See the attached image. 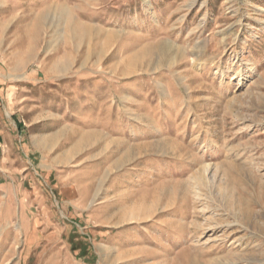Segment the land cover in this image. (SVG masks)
<instances>
[{"label":"rangeland","instance_id":"rangeland-1","mask_svg":"<svg viewBox=\"0 0 264 264\" xmlns=\"http://www.w3.org/2000/svg\"><path fill=\"white\" fill-rule=\"evenodd\" d=\"M0 264H264V0H0Z\"/></svg>","mask_w":264,"mask_h":264},{"label":"bare ground","instance_id":"bare-ground-1","mask_svg":"<svg viewBox=\"0 0 264 264\" xmlns=\"http://www.w3.org/2000/svg\"><path fill=\"white\" fill-rule=\"evenodd\" d=\"M64 15H65V13H64ZM74 24V23H73ZM76 24V23H75ZM80 26H81V24H80ZM80 28V27H79ZM82 28V27H81ZM76 40V39H75ZM32 45V44H31ZM143 52V51H142ZM151 51L149 50V52L147 51L146 53H145V50H144V53L145 54H148V53H150ZM166 52H170V49L169 48H167L166 46L165 47H158L157 46V49H156V55H157V58H158V60L160 61V60H163V58H164V56H165V54H166ZM144 54V55H145ZM170 54V53H169ZM137 56V55H136ZM141 56V55H140ZM167 56V55H166ZM171 56V55H170ZM146 57V56H145ZM144 56H143V59L145 58ZM147 58V57H146ZM145 58V59H146ZM150 60V59H149ZM139 61V60H138ZM137 61V62H138ZM169 61V60H168ZM143 62V61H142ZM150 62V61H149ZM63 63V62H62ZM157 63V60H156V62H155V64ZM138 64V63H137ZM147 64V63H146ZM151 65V64H150ZM63 66V65H62ZM61 68L62 67H60V65H55L54 66V70H61ZM64 70V69H63ZM52 74V73H51Z\"/></svg>","mask_w":264,"mask_h":264}]
</instances>
